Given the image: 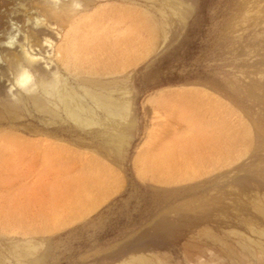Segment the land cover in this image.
I'll list each match as a JSON object with an SVG mask.
<instances>
[{"label": "rangeland", "instance_id": "374dc122", "mask_svg": "<svg viewBox=\"0 0 264 264\" xmlns=\"http://www.w3.org/2000/svg\"><path fill=\"white\" fill-rule=\"evenodd\" d=\"M147 2H138L136 124L124 141L109 127L83 144L12 137L26 171L0 173V264H139L138 254L215 264L205 243L255 207L237 204L235 188L264 205V93L246 72L264 14L242 22L257 0H184L168 34L155 11L163 0Z\"/></svg>", "mask_w": 264, "mask_h": 264}, {"label": "bare ground", "instance_id": "6f19581e", "mask_svg": "<svg viewBox=\"0 0 264 264\" xmlns=\"http://www.w3.org/2000/svg\"><path fill=\"white\" fill-rule=\"evenodd\" d=\"M147 1L149 5L151 0ZM183 1L163 0L159 7L156 6L155 11L164 17L162 26L158 27L159 33L168 34V29L172 25L174 27L181 16L179 8ZM138 2L0 0V160L20 163L8 170L0 168V173L26 171L22 165L25 157H15V150H11L9 145L12 142L17 144L11 139L15 136L13 139L19 140V132L35 137V140L26 138L31 145L72 140L83 144L93 141L91 129L109 127L113 131L112 141L118 143L123 136L126 137L130 127L134 128L137 101L134 80L140 38ZM260 14H264V0H257L242 16V22L251 23L250 19ZM145 18L151 22V16ZM259 30L263 39L252 47V58L246 62V72L254 89L264 93V24L259 26ZM4 81L8 82L7 86ZM15 146L19 147L18 144ZM231 187L228 186L230 190ZM235 190L238 193L235 195L239 201L237 204L249 208L247 204H255L250 208L251 217L247 213L241 216L242 219L234 217L225 226L229 228L225 229L229 235L211 236L212 242H206L205 246L208 248L215 244L218 251L214 257L211 256L216 260L215 264H264V205L260 204L262 200L258 194L253 193L256 191ZM256 200L260 205L257 206ZM199 202L203 201L198 199L191 203ZM231 215L232 218L235 216ZM188 242L185 244L189 248ZM193 246L195 248L196 245ZM20 247L24 250L32 245ZM16 248L13 250H20ZM19 255L22 254L19 252ZM138 255L136 259L131 255L133 262L130 257L129 261L161 264L146 256L138 259ZM189 256L192 257L190 253ZM199 264H203V260Z\"/></svg>", "mask_w": 264, "mask_h": 264}]
</instances>
